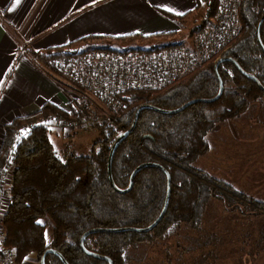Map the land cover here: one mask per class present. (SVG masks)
Returning <instances> with one entry per match:
<instances>
[{
    "label": "trees",
    "instance_id": "16d2710c",
    "mask_svg": "<svg viewBox=\"0 0 264 264\" xmlns=\"http://www.w3.org/2000/svg\"><path fill=\"white\" fill-rule=\"evenodd\" d=\"M242 21V34L219 59H225L216 72V62L206 65L190 78L167 90L134 91L124 98L127 107L98 125L100 140L88 155L76 153L60 157L53 133L34 126L17 145L11 163L13 175L7 187V203L2 224L6 247L13 249L16 263L30 257L41 259L48 250L60 253L69 264H109L87 255L82 236L93 229H144L159 217L166 200L168 175L171 195L167 211L151 232H101L88 236L84 247L124 264L127 245L136 237H146L161 227L186 224L196 226L204 206L212 200L237 204L244 210L264 213L261 202L253 201L229 184L196 169L193 164L209 151L208 135L222 121L240 117L254 101L264 98V51L258 42L257 28L264 16V0H236ZM219 0H197V8L207 7V17L215 16ZM192 14V13H191ZM169 18L182 24L190 16ZM204 26V25H203ZM163 36L138 39L151 41ZM260 39L264 46V21ZM107 48V47H106ZM137 50H142L138 49ZM150 50V49H149ZM74 53L72 46L40 54L50 59ZM236 61L238 66L231 60ZM245 73L253 75L258 82ZM223 82L222 95L214 102ZM197 102L175 113L186 103ZM153 106L169 113L144 109L130 135L119 144L112 160L116 187L125 190L133 172L142 164H155L139 171L133 188L126 193L113 188L108 161L117 138L129 131L140 107ZM49 115L65 118L66 110L47 103L40 111L18 118L6 126V141L0 151V170L7 163L16 130ZM251 206V208L249 207ZM40 221L42 223H37ZM197 227V226H196ZM51 229V239L48 238ZM96 237L95 247L90 241ZM45 264H63L55 254L45 256Z\"/></svg>",
    "mask_w": 264,
    "mask_h": 264
},
{
    "label": "rangeland",
    "instance_id": "374dc122",
    "mask_svg": "<svg viewBox=\"0 0 264 264\" xmlns=\"http://www.w3.org/2000/svg\"><path fill=\"white\" fill-rule=\"evenodd\" d=\"M206 12L207 7L204 5L188 16V20L185 19L187 21L181 24L182 35L178 37L186 42H173L190 43L196 32L210 25L212 20L208 19ZM161 39L116 41L111 42V46L107 48H138L148 51L162 46L155 43ZM39 65L43 66L42 63ZM63 81L61 79L59 82L66 95L67 106L64 110L68 113L64 119L80 122L79 115L84 109L102 116L104 123L112 116L103 110L93 95L69 81ZM28 124L16 130L15 142L17 133L20 135ZM56 134H52L51 139L60 157L73 152L88 155L93 144L100 140L97 126ZM76 135H80L81 139L76 138ZM208 142V153L200 157L193 166L229 184L253 201L261 202L264 207V98L252 102L240 117L220 122L209 133ZM202 212L197 227L181 223L161 227L146 237H136L133 243L126 246L124 264H255L264 255V213L257 209L244 210L237 204L219 200H212L204 206ZM51 234V229H48L49 239ZM90 241H94L90 246L95 247L97 238ZM32 262L40 264L36 258L35 261L29 260L24 264Z\"/></svg>",
    "mask_w": 264,
    "mask_h": 264
},
{
    "label": "crops",
    "instance_id": "0c3cea01",
    "mask_svg": "<svg viewBox=\"0 0 264 264\" xmlns=\"http://www.w3.org/2000/svg\"><path fill=\"white\" fill-rule=\"evenodd\" d=\"M196 8L197 0H0V151L14 120L47 103L67 106L62 78L39 65L40 54L68 46L106 48L139 37H171L156 45L186 42L178 38L183 26L167 15L184 17ZM255 264H264V255Z\"/></svg>",
    "mask_w": 264,
    "mask_h": 264
},
{
    "label": "built area",
    "instance_id": "2783aa9c",
    "mask_svg": "<svg viewBox=\"0 0 264 264\" xmlns=\"http://www.w3.org/2000/svg\"><path fill=\"white\" fill-rule=\"evenodd\" d=\"M241 34L238 1L220 0L211 24L196 32L190 43L162 45L148 51L97 48L41 59V63L60 78L93 95L103 110L113 115L127 107L124 98L131 92L169 89L218 61ZM86 111H81L80 122L49 115L26 125L20 135L17 133L9 161L0 172V264H15L16 260L13 249L5 245L7 233L2 220L7 187L13 175L11 160L17 145L31 135L34 126L63 134L78 128L92 129L104 123L102 116Z\"/></svg>",
    "mask_w": 264,
    "mask_h": 264
},
{
    "label": "water",
    "instance_id": "95a60500",
    "mask_svg": "<svg viewBox=\"0 0 264 264\" xmlns=\"http://www.w3.org/2000/svg\"><path fill=\"white\" fill-rule=\"evenodd\" d=\"M264 21V16L261 20V22L259 23L258 25V28H257V38H258V42L259 44L261 45L263 51H264V46L262 44V41L260 39V30H261V25ZM225 59H222V60H219L216 65H215V69H216V72L218 73V67L219 65L224 61ZM231 60L233 63H235L237 66L238 64L236 63V61L232 60V59H229ZM239 67V66H238ZM248 77L254 79L256 82H258V80L251 74H247L245 73ZM219 81H220V92H219V95L214 98V99H211V100H203V102H207V103H212L214 101H216L223 93V90H224V86H223V82L222 80L220 79L219 77ZM260 88L264 91V88L262 87V85H260ZM197 101L196 100H193V101H190L188 103H186L184 106H182L181 108L177 109L176 111H174L175 113H179V112H182L184 111L186 108H188L189 106L195 104ZM144 109H151V110H156V111H159V112H165V113H169V111H164V110H161L159 108H156V107H153V106H143V107H140L137 111V114L135 116V120H134V123H133V126L132 128L121 134L116 142L114 143L113 147H112V150H111V153H110V156H109V161H108V174H109V179H110V182L113 186L114 189L120 191V192H123V193H126V192H129L132 188H133V185H134V177L135 175L141 171L142 169L146 168V167H149V166H158V165H155V164H142L140 165L134 172L133 174L131 175V179H130V185L127 189L125 190H119L115 183H114V180H113V176H112V160H113V155H114V152L116 151V149L118 148L119 144L122 143L129 135L130 133L133 131V129L135 128L136 126V123L138 121V116H139V113L144 110ZM170 184H171V181H170V176L168 175V188H167V195H166V200H165V204H164V207L159 215V217L157 218V220L152 224L150 225L149 227L147 228H144V229H135V228H122V229H93L91 231H88L87 233H85L82 238H81V247L83 248V251L89 255V256H92L96 259H100V260H104L106 262H108L109 264H113V262L110 260V258L108 257H104V256H101L99 254H96L94 252H91V251H88L85 247H84V240L90 236V235H93V234H97V233H101V232H108V233H119V232H126V231H138V232H145V233H148V232H151L155 227H157L159 225V223L161 222V220L163 219L166 211H167V208L169 206V201H170V195H171V188H170ZM48 253H52V254H55L57 255L63 262V264H69L64 258L63 256L56 252L55 250H48L45 255L43 256V258L41 259V264H45V256L48 254Z\"/></svg>",
    "mask_w": 264,
    "mask_h": 264
},
{
    "label": "snow or ice",
    "instance_id": "6c2138e0",
    "mask_svg": "<svg viewBox=\"0 0 264 264\" xmlns=\"http://www.w3.org/2000/svg\"><path fill=\"white\" fill-rule=\"evenodd\" d=\"M17 3H19V0H17ZM37 223H42V222H40V221H37Z\"/></svg>",
    "mask_w": 264,
    "mask_h": 264
}]
</instances>
